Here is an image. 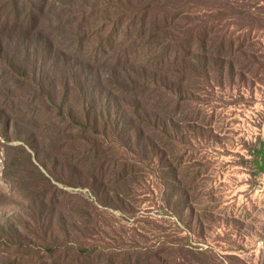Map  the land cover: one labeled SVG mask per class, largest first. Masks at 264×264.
I'll use <instances>...</instances> for the list:
<instances>
[{
    "label": "rangeland",
    "instance_id": "1",
    "mask_svg": "<svg viewBox=\"0 0 264 264\" xmlns=\"http://www.w3.org/2000/svg\"><path fill=\"white\" fill-rule=\"evenodd\" d=\"M30 1L53 49L0 54V264H264V0Z\"/></svg>",
    "mask_w": 264,
    "mask_h": 264
},
{
    "label": "trees",
    "instance_id": "2",
    "mask_svg": "<svg viewBox=\"0 0 264 264\" xmlns=\"http://www.w3.org/2000/svg\"><path fill=\"white\" fill-rule=\"evenodd\" d=\"M43 3L45 2H40L38 6L34 2H31L30 0H23L20 3L21 8L19 10L18 1L13 0V4H15V7L12 8V10L8 12L5 18L0 22V26H2L1 28L2 30L0 31V54L6 55L8 50V54L6 56V59L4 60V65L7 67V69L11 71H14L15 69L11 52L15 53L19 49H22L25 52V54H27L28 56L30 50L33 51L38 50L42 45L49 47V50L53 49V42L50 40V35L45 34L42 31L36 30L37 28H41L42 26L41 19L45 17L43 16L42 7L40 6V4ZM2 6L6 7V4H2ZM11 15L15 16L13 17V20H11L10 18ZM21 15H22V19H21ZM4 28L9 30L21 29L22 31L13 34L12 31L4 32ZM34 31L35 34L32 35V32ZM27 61L28 58L23 62V64L27 63ZM33 62L34 63L31 65V67L35 68V66L33 65H35L36 61L33 60ZM23 64H20L17 69H19L20 71L19 72L20 76L26 77L28 74H30V72L28 66ZM145 83L146 86L152 85L154 88H162L164 87L165 82H162L161 78H157L156 76H153V78L150 80L146 79ZM36 85L39 89L43 87V80L41 78L38 79L36 81ZM137 90L138 89H135L134 91ZM156 90L159 91V89ZM131 97L136 103L132 113L136 116V118H140L141 115L148 117L147 119L149 120V122L151 121V119H153L156 122V124L153 125L154 127L153 130H156L157 126L160 125L159 121L161 120L160 119L161 117L156 112L155 108H158L157 105L161 103L160 101L161 96L154 95L153 93L142 94V92H137V93L133 92L131 93ZM80 125L83 128H85V126H83L82 124ZM134 129L137 135H143V132L140 129L139 125H134ZM256 153L258 154V159L255 160V165L259 172L264 173V147L261 146V148ZM49 251L52 252L53 250H49ZM81 251L87 252V250H81Z\"/></svg>",
    "mask_w": 264,
    "mask_h": 264
}]
</instances>
